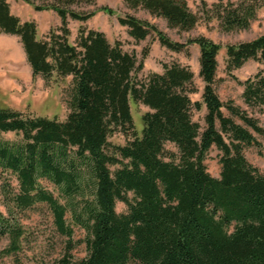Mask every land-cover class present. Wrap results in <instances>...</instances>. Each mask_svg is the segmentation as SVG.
I'll list each match as a JSON object with an SVG mask.
<instances>
[{
    "label": "trees",
    "instance_id": "obj_1",
    "mask_svg": "<svg viewBox=\"0 0 264 264\" xmlns=\"http://www.w3.org/2000/svg\"><path fill=\"white\" fill-rule=\"evenodd\" d=\"M23 1L36 11L55 12L60 34L52 31L48 39L38 40L36 24L21 22L6 0H0V34L19 39L33 76L46 82L53 75L71 76L72 87L63 121L0 107V170L17 182L1 193L6 215L0 211V237L9 239L6 252L21 249L24 230L17 213L42 204L56 230L67 237V256L75 245L66 214L85 232V257L73 262L64 258L59 264H264V175L243 154L245 147H262L255 135L264 138V126L217 96L213 85L219 46L201 36L186 44L174 42L147 21L118 18L136 42L155 33L172 52L190 44L199 47L204 87L201 101H192L196 88L187 66L163 64L162 73L136 82L134 73L142 63L104 33L80 28L76 41L69 43L68 19L81 22L94 15L74 7L94 5L95 0ZM124 2L164 19L169 28L189 31L198 22L185 0ZM256 9L255 2L228 3L215 17L223 31L243 30ZM249 60L264 62V34L226 47L228 74ZM241 84L245 106L263 112L264 68ZM131 102L149 109L142 115L140 133ZM202 107L205 127L200 131L193 112ZM117 132L125 144L109 142ZM8 133L17 139H4ZM212 147L220 152L219 178L204 164ZM117 202L126 212H116Z\"/></svg>",
    "mask_w": 264,
    "mask_h": 264
},
{
    "label": "rangeland",
    "instance_id": "obj_2",
    "mask_svg": "<svg viewBox=\"0 0 264 264\" xmlns=\"http://www.w3.org/2000/svg\"><path fill=\"white\" fill-rule=\"evenodd\" d=\"M10 11L21 22L31 21L37 26V39L46 40L50 32L60 34L61 25L58 15L51 10L36 11L34 7L23 0H6ZM189 10L194 13L198 22L189 31L169 28L166 21L150 15L147 11L127 6L124 0H95L94 5H81L74 7L79 12H94V15L85 21L68 19L70 36L69 43L76 41L80 28L86 31L94 30L104 33L111 44L119 42L123 51L135 55L137 62L142 67L134 73L136 82L145 81L150 73H162V65L177 63L187 66L193 72V85L196 92L190 95L192 101H201L204 83L199 77V47L195 44L187 45L182 52H172L162 47L155 33H151L143 41H134L128 36L127 28L118 23V18L130 15L139 20L147 21L155 25L158 30L165 33L172 41L186 44L188 40L197 37H205L219 46L217 54V70L214 82V90L219 99L226 103L232 101L234 105L257 118L264 126V111L249 109L245 106L242 93L243 83L246 79L254 76L264 68V62L254 60L247 61L241 68L233 70L230 74L226 71V47L233 44L251 41L264 34V0H185ZM36 5L41 2L34 1ZM242 2H255L256 14L247 29L223 31L219 27V21L215 12L220 6L228 3L237 6ZM105 8V9H102ZM72 87V77H53L46 82L40 75L33 76L30 66L26 61L20 41L16 37H8L0 34V107L10 108L26 115L65 120L69 109L68 100ZM149 111L140 103L131 102V114L138 133L142 130V115ZM223 114L229 116L225 108ZM204 107L198 112H193V120L200 125V131L205 127ZM234 120L241 124L239 120ZM261 143V148L248 146L243 150L247 161L256 167L264 175V138L255 135ZM6 140H15L13 133L4 134ZM109 142L112 145H123L126 138L121 133H114ZM165 148L175 151L172 145L166 144ZM220 152L212 147L206 156L204 164L207 172L214 178L220 177L221 167L219 164ZM114 170V168H111ZM15 187L17 182L11 174L0 170V211L6 215L2 190L5 185ZM43 185L58 193L54 187L46 182ZM63 203V201H61ZM117 213L126 212V206L117 202ZM16 217L24 230V238L21 240V249L15 254H8L9 239L0 237V264H59L62 259L76 261L86 255L84 244L85 232L72 224L70 213L66 214V223L73 230L72 243L75 248L66 255L67 237L60 234L54 225L52 215L45 205H37L35 208L17 213Z\"/></svg>",
    "mask_w": 264,
    "mask_h": 264
},
{
    "label": "crops",
    "instance_id": "obj_3",
    "mask_svg": "<svg viewBox=\"0 0 264 264\" xmlns=\"http://www.w3.org/2000/svg\"><path fill=\"white\" fill-rule=\"evenodd\" d=\"M3 35H5V34H3ZM5 36H8V37H15V36H10V35H5ZM17 38V37H16ZM23 50V49H22Z\"/></svg>",
    "mask_w": 264,
    "mask_h": 264
}]
</instances>
